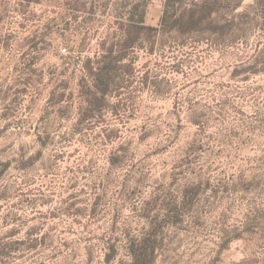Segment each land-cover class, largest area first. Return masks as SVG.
<instances>
[{
  "label": "rangeland",
  "instance_id": "rangeland-1",
  "mask_svg": "<svg viewBox=\"0 0 264 264\" xmlns=\"http://www.w3.org/2000/svg\"><path fill=\"white\" fill-rule=\"evenodd\" d=\"M112 46L90 113L85 63ZM132 247L264 264V0H0V264Z\"/></svg>",
  "mask_w": 264,
  "mask_h": 264
},
{
  "label": "trees",
  "instance_id": "trees-1",
  "mask_svg": "<svg viewBox=\"0 0 264 264\" xmlns=\"http://www.w3.org/2000/svg\"><path fill=\"white\" fill-rule=\"evenodd\" d=\"M142 5L135 6L137 10L142 7V12L137 20L131 18V24L126 31L127 39L123 42L121 50H127L132 44L136 42L137 35L140 34L142 25L146 23V9L148 3L143 2ZM169 20L168 13H165L162 17L163 25H167ZM115 52L114 47H110L105 53V56H100L96 60H88L85 63V73L86 78L91 80L93 83L92 88H89L87 93L91 96V101L89 103L93 106L91 107V112L99 109L102 104H104L107 95L109 94V88L112 84L113 73L116 71L117 65L121 60L119 58H113L112 55ZM88 117V116H87ZM6 167V166H5ZM133 245V243L131 244ZM132 263L131 264H152L155 256L147 252V248L144 250H137L132 247Z\"/></svg>",
  "mask_w": 264,
  "mask_h": 264
}]
</instances>
